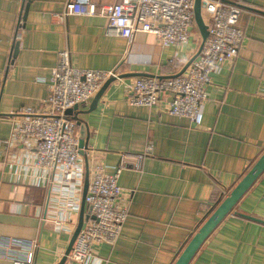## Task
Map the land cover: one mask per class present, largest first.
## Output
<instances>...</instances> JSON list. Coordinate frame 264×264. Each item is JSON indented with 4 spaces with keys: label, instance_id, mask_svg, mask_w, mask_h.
<instances>
[{
    "label": "crops",
    "instance_id": "1",
    "mask_svg": "<svg viewBox=\"0 0 264 264\" xmlns=\"http://www.w3.org/2000/svg\"><path fill=\"white\" fill-rule=\"evenodd\" d=\"M22 1L0 0V241L36 239L33 264H56L69 236L51 228L47 189L11 174L4 144L10 118L41 107L61 49L76 68L170 76L200 40L161 48L152 34L136 32L128 43L104 34L103 17H57L67 0H29L9 62ZM239 5L241 46L232 63L210 74L197 124L167 113L162 103L128 105L124 83L138 76L113 80L92 111L77 114L89 132L87 157L98 155L107 173L121 167L117 183L129 200L116 241L96 246L101 264H172L264 150V0ZM0 264L10 262L0 257ZM187 264H264V169Z\"/></svg>",
    "mask_w": 264,
    "mask_h": 264
},
{
    "label": "built area",
    "instance_id": "2",
    "mask_svg": "<svg viewBox=\"0 0 264 264\" xmlns=\"http://www.w3.org/2000/svg\"><path fill=\"white\" fill-rule=\"evenodd\" d=\"M241 0H200L207 36L197 55L176 76H138L124 83L125 101L131 106L162 103L167 113L198 123L210 74L237 57L243 40L238 26ZM194 0H115L96 4L92 0H67L57 17L100 16L104 34L125 39L136 32L152 34L161 48L185 44L190 37ZM202 12L204 15H202ZM115 70L73 67L69 51L57 52L50 72L49 91L41 107L27 109L10 118L11 132L4 144L11 174L21 184L45 188L50 224L54 233L70 237L79 212L84 158L79 153L77 125L65 110L86 104ZM118 79V78H117ZM148 146L144 154L149 153ZM88 183L84 205L90 207L62 264H101L96 246L112 245L127 214L124 191L117 179L121 167L105 172L98 155L87 157ZM142 157V155H140ZM137 167V165H136ZM36 239L7 237L0 241V257L10 264H33Z\"/></svg>",
    "mask_w": 264,
    "mask_h": 264
},
{
    "label": "water",
    "instance_id": "3",
    "mask_svg": "<svg viewBox=\"0 0 264 264\" xmlns=\"http://www.w3.org/2000/svg\"><path fill=\"white\" fill-rule=\"evenodd\" d=\"M28 3H29V0L22 1L20 13L18 15V21L16 24V31L14 33L13 41L11 44L9 62L15 55L17 47H18V42L15 39V37L17 35V29L23 26V22L26 16V11L28 9ZM193 21L198 31L199 37H200L199 45L195 53L186 61V63L183 65L180 71L177 72L176 74L170 75L171 77L179 75L180 73L184 71V69L189 64V62L197 55L198 51L200 50L207 36L206 25L201 16L200 0H194ZM126 76H149V77L156 76L158 78L163 77V76H157V75L141 73V72L118 74L116 75V77L114 76L109 77L102 83V85L94 93V95L90 99L87 109L79 110L78 106L75 105L72 108L66 109L64 112L65 114L71 115L72 119L75 121V124L77 125L79 153L84 158V176H83L82 192H81V198H80V207H79L76 225L68 239V242L66 244V247L60 259L57 261L56 264H62L63 261L65 260V257L71 248V244L77 232L79 231L82 225V222L86 220L90 212V207L84 205V195H85L87 183H88V171H87V163H86L84 150L87 149L89 132H88L86 123L82 121L80 118H78L77 114H86L92 111L95 108L99 98L101 97L103 91L108 86V84L117 78H122ZM263 169H264V150L257 157V159L252 163V165L248 168V170L235 183V185L229 190L228 194L220 200V202L207 215V217L200 224V226L194 231V233L190 236V238L188 239L186 244L183 246L181 251L178 253L177 257L175 258L172 264H187L189 262V260L194 255V253L199 248V246L204 241V239L215 228V226L220 222V220L234 207L238 199L249 188V186L258 177V175L263 171Z\"/></svg>",
    "mask_w": 264,
    "mask_h": 264
},
{
    "label": "rangeland",
    "instance_id": "4",
    "mask_svg": "<svg viewBox=\"0 0 264 264\" xmlns=\"http://www.w3.org/2000/svg\"><path fill=\"white\" fill-rule=\"evenodd\" d=\"M202 15H204L203 12H202ZM194 37H196L195 39H199V40H200V37H199V34H198V31H197V29H196L195 24H194L193 27L190 29V37H189V40L192 41V39H193Z\"/></svg>",
    "mask_w": 264,
    "mask_h": 264
}]
</instances>
